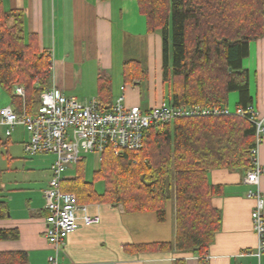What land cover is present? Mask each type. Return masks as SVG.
<instances>
[{
	"label": "crops",
	"instance_id": "0c3cea01",
	"mask_svg": "<svg viewBox=\"0 0 264 264\" xmlns=\"http://www.w3.org/2000/svg\"><path fill=\"white\" fill-rule=\"evenodd\" d=\"M2 3L5 10L21 12L24 38L32 39L39 50L50 53L49 87L55 85L65 96L81 102L99 96L112 105L122 95L127 107L138 105L142 110L169 103V89L162 79V38L158 31L147 30L146 17L139 11L136 0H2ZM125 61L133 62L132 79L127 81L123 74ZM242 62L248 72L249 104L264 118V11L263 35L249 42L248 55ZM118 68L122 84L114 81ZM99 77L111 81L108 100L98 91ZM144 80L145 95L140 92ZM228 102L237 106L238 92H231ZM5 105L16 108L11 93L0 86V108ZM4 130L0 124V201L6 204L8 213L0 218V228H16L19 235L0 239V253L24 252L26 260L22 262L16 256L12 262L3 256L0 264H46L48 256L56 252L44 234L43 194L55 156L27 157L23 144L29 133L22 126L10 136ZM259 161L262 167L259 189L264 197V135ZM100 162L101 154L86 153L67 167L64 181L80 176L91 183L93 193L102 194L104 182L94 179ZM247 170L242 167L207 170V182L219 187L211 202L221 212L220 228L207 251L208 264H264V248L258 255L251 221L254 199L248 196V191L255 186L244 182ZM81 200L79 203L87 205L90 214H99L101 219L91 225L79 220L77 229L67 236L57 253L61 264H174L177 259H183L184 264H205L194 252L141 251L134 247L174 239V202L167 203L166 218L158 221L151 211L125 212L121 204Z\"/></svg>",
	"mask_w": 264,
	"mask_h": 264
},
{
	"label": "trees",
	"instance_id": "16d2710c",
	"mask_svg": "<svg viewBox=\"0 0 264 264\" xmlns=\"http://www.w3.org/2000/svg\"><path fill=\"white\" fill-rule=\"evenodd\" d=\"M136 2L146 17L147 30L158 31L162 38V79L169 89V103L221 107L232 91L239 94L237 106L251 102L242 61L249 42L263 35L264 0ZM132 63H124V81L132 79ZM50 77V53L24 38L21 12L5 10L0 0V86L11 93L15 111L24 108L28 114L36 113ZM16 85L23 86L24 97L13 93ZM110 88L109 78H98V91L107 100ZM97 100L101 110L112 106L99 96ZM254 142L255 125L237 115L176 118L146 128L139 150L115 154L107 148L101 153L94 179L104 182L102 194L93 193L91 183L80 176L64 181L61 188L74 192L78 202L83 198L121 204L125 212L151 211L158 221L165 220L167 203L172 201L174 239L134 247L194 252L201 258L221 225V212L211 202L219 187L207 182V170L249 169ZM7 213L0 201V218ZM18 235L16 228H0V239ZM3 256L12 262L16 256L26 260L24 252L0 253ZM174 264H184V260Z\"/></svg>",
	"mask_w": 264,
	"mask_h": 264
},
{
	"label": "built area",
	"instance_id": "2783aa9c",
	"mask_svg": "<svg viewBox=\"0 0 264 264\" xmlns=\"http://www.w3.org/2000/svg\"><path fill=\"white\" fill-rule=\"evenodd\" d=\"M14 94L24 97V88L16 85ZM237 115L255 125V142L251 153V167L246 171L244 182L255 186L248 191L254 199L251 211L253 231L257 237V253L264 248V197L259 189L262 167L259 161V146L264 135V118L259 117L252 104L236 106V112H229L226 106L174 105L161 103L148 110L138 105L126 106L124 97L119 96L108 109L98 107L96 97L81 102L67 97L55 85L41 93L40 107L34 114L16 112L12 106L0 108V124L6 136L18 126L28 133L29 139L23 144L27 156L53 154L50 177L44 189V234L56 252L47 258L46 264H61L57 253L67 236L75 231L79 220L91 225L100 222L99 214H90L87 205L80 204L74 192L62 191L67 167L77 163L84 154H101L111 148L115 154L123 150H139L143 144V133L151 125L171 123L176 118L193 116ZM80 212V214H79ZM208 264L210 256H202Z\"/></svg>",
	"mask_w": 264,
	"mask_h": 264
},
{
	"label": "rangeland",
	"instance_id": "374dc122",
	"mask_svg": "<svg viewBox=\"0 0 264 264\" xmlns=\"http://www.w3.org/2000/svg\"><path fill=\"white\" fill-rule=\"evenodd\" d=\"M119 68L115 71V73H114V76H115V78H114V81H115V79L117 80V81H120V84H122V77H121V74H119ZM125 82L123 81V84H124ZM129 84V83H128ZM141 86H142V88H141V90H140V92H141V94L143 93V95H145V93H146V87H147V81L146 80H144L142 83H141ZM233 92V91H232ZM231 93V92H230ZM229 93V94H230ZM226 107L228 108V110H229V112H231V113H235L236 112V105H234V104H231V103H229L228 102V104H226ZM26 155V154H25ZM85 155V154H84ZM27 156V155H26ZM27 157H30V156H27Z\"/></svg>",
	"mask_w": 264,
	"mask_h": 264
}]
</instances>
